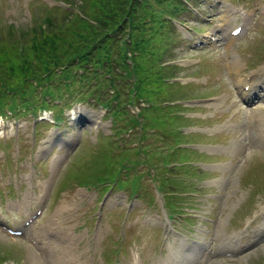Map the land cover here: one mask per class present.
I'll return each mask as SVG.
<instances>
[{
	"label": "rangeland",
	"instance_id": "rangeland-1",
	"mask_svg": "<svg viewBox=\"0 0 264 264\" xmlns=\"http://www.w3.org/2000/svg\"><path fill=\"white\" fill-rule=\"evenodd\" d=\"M190 1L212 22L203 23L191 12L179 11L176 15L179 20L199 27L201 31L196 33L179 25L183 38L167 40L158 60L159 65L163 60L178 61L180 65L165 75H180L182 82L168 86L167 96L158 95L156 100L149 96L138 98L132 93L131 101L116 102L110 115L115 118V124L120 125L112 128L111 137L107 135L110 118L103 115L104 109L100 105L89 101L65 107L64 125L38 127L39 141L33 142L30 135L33 121L29 115L4 120L8 125L7 132L18 131L20 136L18 141L15 140L16 145L7 146L5 156H2L0 146V219L22 227L23 219L43 203L41 213L30 223L28 232L34 233L41 245L47 240L48 246L42 245L45 250L37 251L25 234L11 235L0 229V264H102V260L108 262L112 257L111 246H118L117 243L121 244L120 261L115 264H264V142L257 138L264 129V102L253 108L240 104L224 67V52L229 49L239 61L238 68L242 72L264 69V0H223L218 5L214 0ZM15 5L16 13L5 19L3 10L10 5L0 0V37H5L6 33L10 36V23L25 29L33 23V16L40 17L46 11L41 0H16ZM218 7L227 24L243 19V11L251 13L253 17L248 29L229 43L191 48L192 40L215 32ZM116 65L113 63L114 68ZM131 79L133 81L134 72L129 78L117 81V87L124 94L128 93L125 86L132 82ZM188 80H194L196 84L193 81L185 83ZM204 95H219L221 99L196 107L195 99ZM177 98L190 100L186 104L190 107L183 105L185 108L179 113L190 117H185L181 124L170 122L168 117L173 112L164 104L166 100ZM136 99H144L147 106L131 113L138 109L137 105H130ZM159 110L166 124H158L152 119ZM251 112L256 115L252 134L249 133ZM97 120L98 124L95 123ZM147 123H151L149 127L162 129V133L149 135L155 136L161 144L160 150L151 152L149 157L146 155ZM178 125L186 126L181 132L186 133L185 137L180 141L193 142V149H175L178 141L172 136ZM195 129L199 134L196 131L189 133ZM132 130L138 153L133 166L127 167L126 159L118 152L122 145L129 144L125 136ZM62 135L69 138V144L61 141ZM113 139L115 146L108 150L106 158L117 166L114 177L121 183L136 176L137 164L145 165L146 169L138 179L131 181L144 185H137L135 192L145 186L148 189L140 195L128 196L124 189L116 186L109 189L99 203V190L85 186L81 179L95 180L93 176L97 170L108 168L104 151ZM121 152L133 158L131 151ZM182 153L187 157L181 158L179 154ZM163 157L169 161L191 159L194 163L203 162L204 171L200 167H175L174 172L180 175L171 179L172 185H167L170 189L193 191L187 199L169 197L174 201L173 208L189 211L194 216L189 219L190 225L184 223V229L181 223L175 230L167 227L162 194L155 188L162 169L159 168L154 177L148 175L156 171L155 164ZM38 158L44 160L33 167ZM209 164L213 166L209 167ZM9 181L13 183L11 192L6 186ZM41 228L48 232L38 236ZM122 231L124 234L119 241ZM191 247L200 251L199 262L188 261L187 253ZM104 248L107 251L101 260ZM222 252L230 255L218 256ZM204 257L207 258L202 262Z\"/></svg>",
	"mask_w": 264,
	"mask_h": 264
},
{
	"label": "trees",
	"instance_id": "trees-1",
	"mask_svg": "<svg viewBox=\"0 0 264 264\" xmlns=\"http://www.w3.org/2000/svg\"><path fill=\"white\" fill-rule=\"evenodd\" d=\"M62 1L65 5L45 4L46 11L40 17L33 16V23L25 29L10 23V36L6 33L0 37V112L10 110L16 114L56 105L54 99L68 95L100 94L109 84L102 71L114 70L113 63L129 75L135 74L131 85H127L129 100L133 91L153 99L167 96L170 83L162 77L176 66L163 67L158 60L167 40L177 38L179 32L164 14L175 16L186 9L180 0ZM116 92L113 97L117 99L120 92ZM178 106L169 105L172 111H178L181 105ZM173 115L171 123L181 124L185 118ZM161 116H154L153 120L166 124ZM183 136L180 130L174 131L175 141ZM130 151H134L133 158L123 152L122 159L132 167L138 150ZM150 154L147 151L148 157ZM179 156L187 157L186 153ZM159 181L162 186L171 185L162 172ZM184 191L187 190L179 192ZM176 196L186 197H169ZM169 202L174 204L170 199Z\"/></svg>",
	"mask_w": 264,
	"mask_h": 264
},
{
	"label": "bare ground",
	"instance_id": "bare-ground-1",
	"mask_svg": "<svg viewBox=\"0 0 264 264\" xmlns=\"http://www.w3.org/2000/svg\"><path fill=\"white\" fill-rule=\"evenodd\" d=\"M225 30H227V29H225ZM233 58H234V66L237 67V59H235V57H233ZM240 80H241V78H238L237 79V81H240ZM247 82H249V83L252 84L253 83V76L249 80H246L243 83V85L246 84ZM198 254H200V251L196 247H191L188 250V253H187V255H188V258L187 259H188V261H190V262L194 261V259L196 258L195 256L198 255Z\"/></svg>",
	"mask_w": 264,
	"mask_h": 264
}]
</instances>
